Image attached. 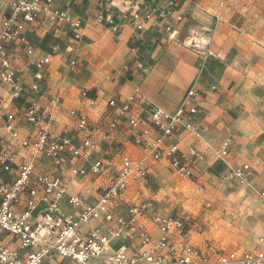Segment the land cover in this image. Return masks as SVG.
<instances>
[{"label": "built area", "instance_id": "obj_1", "mask_svg": "<svg viewBox=\"0 0 264 264\" xmlns=\"http://www.w3.org/2000/svg\"><path fill=\"white\" fill-rule=\"evenodd\" d=\"M130 18L137 30L160 24L171 40L181 15L176 0L162 6L145 0ZM41 20L66 25L74 40L81 39V18L57 6L56 0H0V86L9 97L6 103L17 106L5 109L0 97V264H41L55 257L74 264H264V233L248 250L201 247L190 241L191 224L181 215L161 212L154 199L122 197L130 185L147 178L148 162L165 160L179 176L196 179L201 153L181 151L175 142L179 131L197 133L195 101L202 93L195 84L172 111L146 103L136 91L125 98L108 97L105 110L94 119L71 108L70 131L56 133L54 116L61 97L47 95L41 83L58 45L34 57L27 85L16 79L14 64L17 56L34 55L26 27ZM101 21L118 30L110 14ZM77 63L72 58L68 65ZM79 96L88 105L96 102L88 88ZM124 129L131 132L130 142L142 157L122 144L101 147ZM220 154L227 156V147ZM248 173L249 166L243 164L231 176L245 184ZM79 178L106 181L95 191L87 187L71 193V183ZM258 197L264 205V189ZM121 198L127 202L122 207ZM64 204L70 210H63ZM124 238L129 242H119Z\"/></svg>", "mask_w": 264, "mask_h": 264}, {"label": "crops", "instance_id": "obj_2", "mask_svg": "<svg viewBox=\"0 0 264 264\" xmlns=\"http://www.w3.org/2000/svg\"><path fill=\"white\" fill-rule=\"evenodd\" d=\"M143 1L145 0H131V2L129 0H56L57 6L81 18V39L85 41L82 42L85 43L84 45H81V41L74 40L68 27L63 24L41 20L26 27L28 37L35 47V53L28 58L17 56L14 61L16 79L23 84L27 85L32 79L33 66L31 62L34 57L47 55L53 44H57L59 48L58 53L51 57V63L47 67V75L41 83V88L47 95H59L61 97L58 110L54 116L56 133L70 131V121L67 118L69 109L83 110L89 118L94 119L105 110L106 99L110 96L125 98L136 91L146 100V103L149 102L170 111L179 103L186 91L184 85L193 79H188L189 77L181 74V68H188L186 63L182 61H171L173 63L168 68L170 58L172 60V51L167 50L164 47L165 43H162L165 41L162 36L167 37V35L160 24L156 26L145 24L140 30H137L132 24L130 13L133 8L141 6ZM166 1L157 0V5L162 6ZM207 1L176 0V3L179 12L192 10L197 15L207 19L210 15L216 16L205 6ZM204 12H208L210 15ZM106 14H110L112 21L118 25L117 31H111L108 24L103 21L100 22ZM161 37L162 39H160ZM200 37L201 41H206L205 32L201 33ZM96 39L105 43L113 42L110 44V59H112L111 65H114H112L113 69L110 76L112 79H109L108 82L99 77L100 75L97 73L87 74L84 70H76L77 67L67 63L68 59L74 58L76 55H80V59L90 61L91 55L86 53V48L92 45L91 42ZM167 41H169L168 38ZM87 42L90 44H86ZM84 55H86L85 58L82 57ZM142 68L146 69L145 74L140 72ZM231 80L209 79L200 71L195 80V86L202 93V96L195 101L197 113L194 115V121L197 133L186 130L179 131L176 134L175 142L181 151L185 152L192 148L203 152L204 158L202 159H207V161L214 154L221 155V151L227 147V156H221L220 159L233 155L234 162H236L235 165H228L227 173L230 176L232 169L247 164L249 173L245 184L253 186V180H251L253 171L250 160L260 162L264 159V154L262 155L263 152L261 151L264 142L262 141L260 147L258 141V134H261L262 130L259 127L260 131L256 132L258 127H254L247 120L248 116L241 99L238 98L234 86L230 87ZM83 88H88L89 93L96 96L94 105H88L80 98L79 92ZM170 91L174 95L168 97ZM0 97L2 98V107L16 109L17 106L6 103L9 97L2 86H0ZM130 139L131 132L124 129L117 131L106 141L104 140L101 147L113 149L117 144H122L128 150V146L132 145L136 151L140 152L138 147L130 142ZM158 161L168 167L165 160ZM196 164L195 171L197 174L206 163L200 160ZM148 165L151 164L148 162ZM220 165L221 170L226 168L221 162ZM105 181L102 178H79L71 183L70 192H85L87 187L95 191L98 189V185H103ZM261 189L264 187H260L259 190ZM259 190H257V197ZM122 197L128 198L126 194ZM123 199L118 200L120 207L127 204ZM258 202L264 206L259 197ZM63 207V210H70L65 204ZM193 225L191 224L192 230ZM262 233H264V228ZM188 237L190 238V234ZM119 242L128 243L129 239L124 238ZM41 264L74 263L65 258L55 257L47 259ZM93 264L103 263L95 262Z\"/></svg>", "mask_w": 264, "mask_h": 264}, {"label": "rangeland", "instance_id": "obj_3", "mask_svg": "<svg viewBox=\"0 0 264 264\" xmlns=\"http://www.w3.org/2000/svg\"><path fill=\"white\" fill-rule=\"evenodd\" d=\"M205 6L216 16L204 12L210 15L204 19L192 10L178 11L181 20L177 23L175 38L167 41L162 36L164 47L172 51L168 68L171 61L186 63L188 68H181V74L193 80L184 85V90L195 84L200 71L209 79H232L230 87L234 86L241 99L247 120L258 127L256 132L261 127L262 132L258 134L261 147L264 142V0H208ZM203 32L205 42L200 39ZM79 41L85 44L83 39ZM91 43L86 48L90 61L80 59V55L74 57L79 64L76 70L97 73L108 82L114 65L110 59L113 42L96 39ZM173 95L171 91L168 93V97ZM128 147L130 154L142 157L132 145ZM261 151L263 155L264 143ZM220 158L221 155L214 154L208 161L202 159L206 164L196 174L197 180L179 176L154 161L147 178L130 185L125 194L134 200L154 199L161 212H174L190 221L194 224L190 233L193 244L211 245L217 250L252 249L264 228V206L257 197V190L264 187V159L250 160L253 171V186H250L227 173L228 165L236 163L233 155ZM220 162L225 169L221 170Z\"/></svg>", "mask_w": 264, "mask_h": 264}]
</instances>
